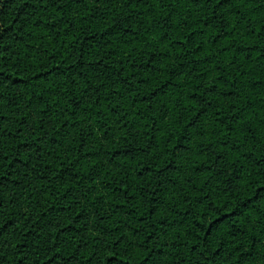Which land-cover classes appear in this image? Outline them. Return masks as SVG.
Instances as JSON below:
<instances>
[{
    "label": "trees",
    "instance_id": "trees-1",
    "mask_svg": "<svg viewBox=\"0 0 264 264\" xmlns=\"http://www.w3.org/2000/svg\"><path fill=\"white\" fill-rule=\"evenodd\" d=\"M241 260L264 264V0H0V264Z\"/></svg>",
    "mask_w": 264,
    "mask_h": 264
},
{
    "label": "snow or ice",
    "instance_id": "snow-or-ice-1",
    "mask_svg": "<svg viewBox=\"0 0 264 264\" xmlns=\"http://www.w3.org/2000/svg\"><path fill=\"white\" fill-rule=\"evenodd\" d=\"M212 0H208V3H211ZM217 3H221V0H217ZM116 256L115 253H113V257H110L109 259H112ZM246 259V258H245ZM145 261H147V257H145ZM152 264H155V262L153 261ZM240 264H245V261L244 260H241Z\"/></svg>",
    "mask_w": 264,
    "mask_h": 264
}]
</instances>
